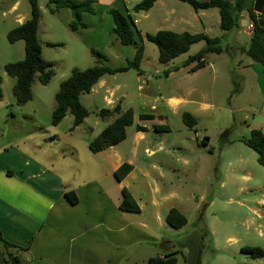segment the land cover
<instances>
[{
	"label": "rangeland",
	"instance_id": "1",
	"mask_svg": "<svg viewBox=\"0 0 264 264\" xmlns=\"http://www.w3.org/2000/svg\"><path fill=\"white\" fill-rule=\"evenodd\" d=\"M167 1L179 3V0ZM136 2L139 0H113L110 4L100 3L99 7L127 9L135 20L144 15V12L133 11ZM13 3L14 0H0V75L4 79L1 109L10 111L13 119H10L13 132L9 134L8 141L14 138L24 140L28 135L34 137L38 126L50 133L56 130L52 125L55 95L73 69L86 70L95 65L91 48L101 52L104 64L111 68L126 66L136 52L134 45H122L107 31L114 23L105 9L101 8L97 15L87 18L90 29L73 32L66 24L68 19L71 20L70 12L51 14L47 9L48 0H39L42 17L38 37L44 60L54 64L55 76L46 86L35 78L32 84L33 99L26 105L19 106L13 94L16 80L6 74L5 66L25 58V43H10L7 35L19 26L18 14L26 15L28 19L31 17V5L29 0H20L19 11L15 13L10 11ZM180 3L187 10H182V13L186 12L187 16L195 13L192 6ZM174 9L180 11L176 7ZM163 13L161 6H158L153 13L152 21L156 23L153 28L165 29ZM243 26L246 27V24ZM135 27L140 32L141 24L138 23ZM218 31L216 26L211 28L215 36ZM225 34L221 43L223 53L208 57L213 68L191 78L192 84L195 81L199 84L193 99L178 111L173 112L169 108L165 111L170 131L153 132L149 136L151 142H163L176 147L172 150L175 154L174 165L171 170L165 169L170 180L160 182L164 191L160 197V215L164 222L161 225L155 224L151 229L143 228V221L155 217L152 207L147 203L148 196H143L140 201L144 213L127 215L129 242L123 247L126 260L122 264H147L158 253H175L177 264H197L198 260L201 264H264V258L254 259L245 251L248 248L264 251V167L258 163L257 154L239 141L250 135L256 120L264 121V72L258 73L249 67L248 64L253 65L250 58L236 50L249 46L250 36L246 30H233ZM145 43L148 60L144 63H148L147 67L151 72L155 74L156 70L166 69L168 65H163L158 60L157 47L150 42ZM203 45L204 43L195 44L175 63L180 64L196 54ZM135 75L121 77L127 79L128 85L136 88ZM160 80V92L166 97L174 91L175 80H169L164 75ZM234 90L236 91L233 92ZM132 100L131 106L149 112L151 105H139L137 96ZM84 101L89 106L86 98ZM193 110L200 112L198 125L191 129L185 125L182 115ZM73 119L68 114L57 131L64 132L73 126ZM98 121L102 122L95 115L94 109L90 108L86 127H94ZM4 127L7 135L8 126ZM206 138L209 140L205 141ZM44 146L48 147L49 144L44 143ZM59 149L60 145L51 148L54 152ZM181 157L189 159L191 163L185 166L180 160L175 162ZM171 191L176 194L175 197H165ZM174 203L181 207L188 219L186 226L179 230L171 228L165 221L167 210ZM163 242L165 247L171 245L168 250L163 249L165 253L159 250V245L161 247ZM168 242L170 243L166 244Z\"/></svg>",
	"mask_w": 264,
	"mask_h": 264
},
{
	"label": "crops",
	"instance_id": "2",
	"mask_svg": "<svg viewBox=\"0 0 264 264\" xmlns=\"http://www.w3.org/2000/svg\"><path fill=\"white\" fill-rule=\"evenodd\" d=\"M97 1L99 5L100 3L110 4L113 0ZM228 1L234 2V0ZM180 2L157 1L152 9L134 20L135 25L141 24L139 29L144 37L147 34L169 30L179 34L204 33L211 38H221V40L224 38L227 32L220 27L218 9L195 11L187 16L186 12H181L187 10ZM158 6H161L164 11L162 19L165 29L153 28L156 24L152 21L153 13ZM175 7L180 11L174 9ZM19 8L20 0H14L10 11L17 13ZM90 16L87 15L86 20ZM241 18L242 28L234 30H246L251 40L252 31L247 30V25L251 21L246 13ZM17 19L19 26L28 20L26 15L22 14H18ZM71 20L66 21L67 26ZM243 24H246V27ZM113 25L110 27L111 30ZM213 26L219 28L217 36L211 32ZM110 29L107 31L112 34ZM145 41L147 40L144 39V56L140 63L142 75L135 70L105 75L90 93L80 97L82 105L89 111V114L90 108L94 109L98 119L101 110H112L118 104L121 105L123 111L133 110L134 122L126 129L127 137L115 147L99 153L90 151L89 144L109 126L113 118L98 121L94 127H86L89 116L74 130L70 126L64 132L57 131L62 122L68 118L67 115L52 133L38 126L35 128L34 137L28 135L24 140L14 138L8 141L9 134L13 132L10 127L12 113L1 109L2 100H0V231L6 241L21 249L10 250V253L20 258V264L124 263L126 251L123 247L129 242L127 215L128 213L139 215L144 213L140 199L145 195L149 198L147 203L152 207L155 217L152 216L146 222L143 221V228L151 229L155 224L161 225L164 222V218L160 215L162 204L160 197L164 194L160 182L170 180L165 169H172L175 160L172 150L176 147L173 144L151 142L149 136L153 132L170 131L167 125L168 115L165 111L168 108L173 112L178 111L182 105L193 99L199 84L196 83L197 81L192 84L191 78L213 68L208 58L213 54L207 56V66L196 72L190 73L182 69L189 56L180 64L175 63L179 57L163 64L168 65L167 68L161 71L156 70L154 74L147 67L148 63H144L148 60ZM199 43H204L200 50L206 46L204 41ZM249 46L236 50H240L247 56L245 51ZM234 50L233 48L232 51ZM248 66L258 73L263 72L260 65L254 62L253 65L248 64ZM176 69L179 70L176 71ZM127 74H136V88L128 85L127 79L121 77ZM162 75L169 80H175L174 91L166 97L162 96L158 86ZM183 89L184 92H182ZM135 96L139 98V105L143 107L151 105L149 112H143L144 110L131 106L132 98ZM84 98L88 100L89 106ZM199 112L200 110H193L187 113L198 119ZM142 115L152 116V119L141 120ZM255 122L252 130L259 129L264 133V121L256 120ZM4 126H8L7 135ZM139 126L146 130L139 131ZM44 143H48L49 146L45 147ZM54 145H60L58 152L51 150ZM179 149L183 150V148ZM179 160L185 166L191 163L184 157L176 159L175 162ZM124 163H128L133 169L123 180L119 181L115 172ZM123 189L131 193L140 212H126L121 209ZM70 193L75 195L76 203H72L68 198L67 194ZM175 195L171 191V194L165 197L173 198ZM171 209H177L183 213L177 203L170 206L167 213ZM170 246L169 244L165 247L163 242L161 247L159 245V250H168ZM165 250H163L164 253ZM2 252L3 249L0 247V264H6ZM165 255L158 253L155 257Z\"/></svg>",
	"mask_w": 264,
	"mask_h": 264
},
{
	"label": "trees",
	"instance_id": "3",
	"mask_svg": "<svg viewBox=\"0 0 264 264\" xmlns=\"http://www.w3.org/2000/svg\"><path fill=\"white\" fill-rule=\"evenodd\" d=\"M159 0H139L134 6L135 13L147 12L153 8ZM187 3L195 11L209 10L216 8L220 15V27L224 32H230L234 29H241V16L246 13L253 25L250 46L245 54L255 64L261 66L264 72V0H179ZM31 5V17L22 25L11 30L8 35L10 43L23 41L25 43V58L16 63H10L5 66L6 74L15 79L13 94L16 104L24 106L33 99L32 84L37 78L40 84L46 86L55 76L54 64L43 58V51L38 37V31L42 12L39 6V0H29ZM106 10V13L112 17V34L124 46H135V55L133 59L128 60L126 66L111 68L104 64V55L91 48V53L95 58V65L86 70L73 69L70 76L64 80L55 95L56 106L52 114V125L58 126L68 115L73 116L72 130L82 125L89 116V111L82 105L80 97L91 92L92 88L105 75H114L135 70L142 75L140 63L144 56V39L154 44L158 49V60L161 64H167L172 60L186 54L194 44L204 41L206 46L195 55L190 56L183 64L182 69L190 73L196 72L207 66V56L209 54H221L223 47L221 38H211L204 33H175L169 30L159 31L156 34H147L145 37L136 29L135 22L129 11L110 6L99 7L97 0H48L47 9L51 14L60 11L70 12L72 20L68 27L73 32L83 31L88 28L86 22L87 15H97L100 9ZM179 69H176L178 71ZM3 77L0 75V100L3 99L2 85ZM234 90L233 92H235ZM99 118L106 121L113 118L109 126L90 144L89 149L92 153H99L109 148L115 147L123 142L127 137V127L134 122V113L132 109L123 111L118 104L112 110L103 109L99 112ZM185 125L191 129L198 124V119L190 113L182 115ZM152 116H141V120H150ZM157 129V127H156ZM139 131H145L144 127L139 126ZM209 139L206 138L205 141ZM240 142L252 149L257 154L258 163L264 167V133L259 129L251 130L247 137H242ZM133 167L124 163L115 172L116 178L121 181L131 171ZM11 174V173H9ZM72 203L77 199L74 194H67ZM121 209L126 212H140V209L127 189H123V201ZM166 223L173 229H182L188 223L185 214L177 209H171L166 217ZM0 247L3 249V259L6 264H20V258L10 253L11 249L21 250L17 246L6 241L0 231ZM254 259L264 258V251L261 249L245 250ZM175 253H168L163 257L150 258L147 264H177ZM197 264H201L198 260Z\"/></svg>",
	"mask_w": 264,
	"mask_h": 264
},
{
	"label": "built area",
	"instance_id": "4",
	"mask_svg": "<svg viewBox=\"0 0 264 264\" xmlns=\"http://www.w3.org/2000/svg\"><path fill=\"white\" fill-rule=\"evenodd\" d=\"M247 27H248V30H251L252 31V29H253L252 23L248 24Z\"/></svg>",
	"mask_w": 264,
	"mask_h": 264
},
{
	"label": "water",
	"instance_id": "5",
	"mask_svg": "<svg viewBox=\"0 0 264 264\" xmlns=\"http://www.w3.org/2000/svg\"><path fill=\"white\" fill-rule=\"evenodd\" d=\"M244 25V24H243Z\"/></svg>",
	"mask_w": 264,
	"mask_h": 264
}]
</instances>
